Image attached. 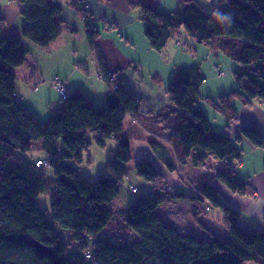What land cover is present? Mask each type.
Segmentation results:
<instances>
[{
    "label": "trees",
    "instance_id": "16d2710c",
    "mask_svg": "<svg viewBox=\"0 0 264 264\" xmlns=\"http://www.w3.org/2000/svg\"><path fill=\"white\" fill-rule=\"evenodd\" d=\"M17 1L25 22L22 38L0 36V264H264V216L262 228H242L240 212L221 199L214 185L201 182L196 194L168 188L164 175L148 158L137 159L133 172L151 186L153 194L128 201L120 213L122 226L136 240L112 241L104 234L119 214H114L113 204L124 181L129 193H137L129 181L132 151L124 121L141 114L142 101L122 84L110 87L109 72L100 66V76L108 84L103 104H91L79 89L65 98L57 92L60 105L45 121L38 120L19 100L15 81L30 58L27 43L46 48L61 34L62 8L58 0ZM140 19L153 51H162L182 30L195 43L238 64L233 72L238 88L217 99L204 98L223 117L224 128L236 120L233 102L245 107L255 101L264 105V0H220L209 8L197 0H184L166 13L142 6ZM92 36L88 32L93 46ZM205 80L199 67L182 66L167 86L177 117L169 136L175 159L180 165L189 161L198 168L211 155L225 165L214 180L234 194L250 195L252 189L236 176L235 169L245 152L243 140L264 149V136L253 126L243 127L234 137L212 129L200 105L199 89ZM92 140L100 148L107 140L116 145L106 174L97 175L95 183L79 170ZM35 144L45 155L37 160L41 167H36L37 161L32 164L39 173L17 161L35 150ZM149 146L156 151L162 145L151 141ZM164 163L168 171L176 170L172 162ZM46 166L52 172L50 178H45ZM48 192L53 197L50 219L38 203V197ZM166 198L192 201L198 206L195 216L206 208L219 210L229 238L221 241L209 234L198 239L178 233L156 213ZM87 253L90 258L85 257Z\"/></svg>",
    "mask_w": 264,
    "mask_h": 264
},
{
    "label": "crops",
    "instance_id": "0c3cea01",
    "mask_svg": "<svg viewBox=\"0 0 264 264\" xmlns=\"http://www.w3.org/2000/svg\"><path fill=\"white\" fill-rule=\"evenodd\" d=\"M182 1L184 0H88L89 13L93 20L89 28L76 9L68 6L65 0H58L62 8L58 18L61 34L46 48L27 43L30 58L27 66L17 72L16 94L24 108L43 122L54 106L60 105V100L59 104L57 98L53 100V95L57 94L52 86L54 78L60 79L68 92L79 89L91 104H103L108 84L100 76L101 67L107 72H117L116 82L142 101L141 114L135 119L127 116L124 121V131L131 139L129 181L134 185L140 181L134 175V163L139 158H148L164 175L168 188L185 194H196L201 182H209L216 187L227 205L240 212L242 228H262L264 149L254 148L243 140L245 152L235 174L252 189V194L241 196L214 180L218 172L225 170L223 162L210 155L201 167L195 168L189 161L180 165L170 146L169 136L177 124V117L166 94L167 83L169 84V78L177 67L186 65L173 64L169 68V64L165 63L173 60L175 53L179 52L177 47L186 46V43L192 45L193 39L178 30L162 51H153L147 44L140 16L142 6L166 13L175 10ZM202 2L210 6L219 5L220 0L214 3L212 0ZM205 5L203 6L209 8ZM21 11L22 6L17 0H0L1 37L22 38L25 22ZM88 32H92L93 46L88 42ZM144 67L148 69H143ZM233 104L237 108L236 120L230 122L226 128L225 121L215 129L213 126L212 128L234 137L243 127L253 126L264 136V105L257 101L249 107L237 101ZM212 118L217 124L215 117ZM151 141L162 146L153 151L149 146ZM167 160L175 164V171H168L164 163ZM148 185L145 186L151 189ZM152 192L153 190L150 193ZM121 194L115 202L114 206L117 208L114 214H120L130 200V197L122 199ZM197 210L198 206L192 201L166 198L156 209V213L164 224L182 235L205 239L211 234L221 241L229 238L219 210L206 208L202 215L195 216ZM116 226L114 220L108 227L115 229ZM134 237L136 240L135 235Z\"/></svg>",
    "mask_w": 264,
    "mask_h": 264
},
{
    "label": "rangeland",
    "instance_id": "374dc122",
    "mask_svg": "<svg viewBox=\"0 0 264 264\" xmlns=\"http://www.w3.org/2000/svg\"><path fill=\"white\" fill-rule=\"evenodd\" d=\"M197 1L202 4L203 3L202 1H204L205 3V1L207 0H202V1L197 0ZM212 1H213L212 3H214V1L216 0H212ZM202 5H205V4H202ZM205 6H209V5H205ZM188 44L186 43V46H183V47H177L179 48V52L175 53V57L173 58V60L172 58H170V60L172 61L166 62L165 64H169L170 66L169 68H171L173 64L186 65L183 67L197 66L200 68L201 73L206 78L205 82L201 85V89H199L200 90L199 92L203 98L200 101V105L203 107L205 113L207 114L210 125L213 126V128L215 129L218 124L222 125V123L224 122V119L221 115L216 113L210 107V105L204 98L207 97V98L217 99V97L228 94L233 89H237L238 85L236 81L234 80L233 72L239 66L236 62L229 59L223 53L219 51L212 52L209 47L205 45H199L195 43L194 40L192 41V45H188ZM143 69H148V68L144 67ZM219 73H221V75L218 77ZM56 79L57 78H54V81H56V83L60 84L62 82L60 79H58L59 81ZM116 81H117L116 79L115 80L112 79V81L110 82V87H113V84L116 86V84H118ZM167 86H168V83H167ZM57 94L53 95V100L57 98L58 99L57 103L59 104L60 96L59 95L57 96ZM56 107L57 106H54L51 112H53L56 109ZM213 116L215 117L217 124L213 121V118H212ZM115 146L116 145L112 140H107L105 143V146L103 148H100L92 140L91 144L88 146L87 150L84 152L82 163L79 165V170L81 172V175L89 179L92 183H95L97 175L106 174V163H107V160L113 158ZM44 156L45 155L41 151H39V145L35 144V150H33L27 155H20L21 160H17V161L28 166L30 170H32L34 173L35 172L39 173V171L35 169L32 166V164L36 162L37 159L44 158ZM44 173H45V178L52 177V172L48 166L44 168ZM138 179L140 181L136 182L137 193L135 194H131L128 192L126 188L127 182L124 181L123 191L121 194L122 199H127L128 197H130L129 201L132 202L133 199H138V198L144 197V195L153 194V192L149 193L151 192L152 189H150V187L147 188L144 185L146 183L142 179L140 178ZM146 193H149V194H146ZM52 198L53 197L51 195V192H48L46 194H41L38 197V203H39L40 209L42 211H46L47 213L46 216L48 219H50L49 205L52 201ZM114 205L115 204H113V210L116 211L117 206H114ZM115 225H117L115 229L108 227L104 231V234L110 237H113V238H110L112 241H116L114 238H119V239H123L127 241L134 240L135 237H134L133 232L125 229L122 226V215L121 214L116 215ZM103 236L104 235H102V237ZM88 243H89L88 245H90V241H88Z\"/></svg>",
    "mask_w": 264,
    "mask_h": 264
},
{
    "label": "built area",
    "instance_id": "2783aa9c",
    "mask_svg": "<svg viewBox=\"0 0 264 264\" xmlns=\"http://www.w3.org/2000/svg\"><path fill=\"white\" fill-rule=\"evenodd\" d=\"M65 2H66V4L68 6L73 7L74 9H76L79 12V14L81 15V18L84 21V23H86V26L91 28V25L93 24V20L91 19V16H90V13H89L88 0H65ZM117 75H118L117 72H109V74H108L109 79L111 81H112V79L115 80L117 78ZM220 75H221V73L218 74V77ZM56 80H58V78ZM53 81H52V86L57 90L59 95L62 98L67 97L69 92L67 91V89L65 87V84L63 82H61V81H60L61 82L60 84L56 83V81H54V82ZM115 87L116 86L113 84V88H115ZM41 165H42V163L40 161L36 162V167L37 168L41 167ZM85 257L86 258H90V255L87 253V254H85Z\"/></svg>",
    "mask_w": 264,
    "mask_h": 264
},
{
    "label": "water",
    "instance_id": "95a60500",
    "mask_svg": "<svg viewBox=\"0 0 264 264\" xmlns=\"http://www.w3.org/2000/svg\"><path fill=\"white\" fill-rule=\"evenodd\" d=\"M34 246H35L39 251L47 252L44 248H42L41 246H38L37 244H34Z\"/></svg>",
    "mask_w": 264,
    "mask_h": 264
}]
</instances>
